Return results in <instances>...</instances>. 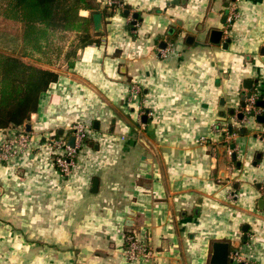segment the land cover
I'll list each match as a JSON object with an SVG mask.
<instances>
[{
    "label": "crops",
    "instance_id": "1",
    "mask_svg": "<svg viewBox=\"0 0 264 264\" xmlns=\"http://www.w3.org/2000/svg\"><path fill=\"white\" fill-rule=\"evenodd\" d=\"M121 1L123 12H102L103 42L80 48L42 93L31 148L0 163V264H213L215 240L230 242L229 264H264V122L237 116L245 78L264 93V0ZM79 120L91 127L63 175L44 142ZM218 122L232 125L229 139ZM20 127L0 128V143ZM128 232L147 236L152 260L126 258Z\"/></svg>",
    "mask_w": 264,
    "mask_h": 264
},
{
    "label": "trees",
    "instance_id": "2",
    "mask_svg": "<svg viewBox=\"0 0 264 264\" xmlns=\"http://www.w3.org/2000/svg\"><path fill=\"white\" fill-rule=\"evenodd\" d=\"M108 7L97 0H0V15L21 24L20 35H13V47L0 48V128L28 122L42 93L61 75L60 67L51 62L32 59L34 53L46 54L55 33L73 31L65 58L68 67L74 66L80 48L103 42L102 32L92 31L93 13H107ZM128 7L123 4L121 11ZM82 8L91 13L81 14Z\"/></svg>",
    "mask_w": 264,
    "mask_h": 264
},
{
    "label": "built area",
    "instance_id": "3",
    "mask_svg": "<svg viewBox=\"0 0 264 264\" xmlns=\"http://www.w3.org/2000/svg\"><path fill=\"white\" fill-rule=\"evenodd\" d=\"M109 4L116 6H122L121 0H108ZM238 15L237 6L233 2L230 6V19L233 20ZM134 19V18H132ZM163 54L167 55L166 47L162 49ZM141 88L138 84H133L129 92V96L132 98L139 97ZM264 100V93L259 88H252V90L246 92L245 105L242 107L244 116L242 121L257 119L258 115L264 114V104L260 105L258 102ZM70 130L67 135L52 134L47 137L44 142L46 149L49 151L53 163L57 170L63 175H68L77 165V158L79 151L84 147L86 138L89 133L91 124L86 121H75L70 126ZM218 130L225 133L226 138L232 131H230L228 122H218L216 124ZM73 135L75 137L74 144L69 142V137ZM33 138L31 132L26 129L22 124L19 129L6 135L0 143V163L7 162L10 159L17 157L31 148ZM232 152V151H231ZM236 191L231 192V196H235ZM125 256L129 260L146 261L152 260L154 256V249L148 241L147 236L141 237L136 232H128L125 236ZM234 257L238 260L240 255L238 251L233 253ZM241 262V261H240Z\"/></svg>",
    "mask_w": 264,
    "mask_h": 264
},
{
    "label": "water",
    "instance_id": "4",
    "mask_svg": "<svg viewBox=\"0 0 264 264\" xmlns=\"http://www.w3.org/2000/svg\"><path fill=\"white\" fill-rule=\"evenodd\" d=\"M110 12L112 11V7H109L108 9ZM126 13H129V10H126ZM133 23L137 22V18H138V12H134L133 13ZM93 20H94V30L96 32H103L104 30V25H103V13L101 11L95 12L93 13ZM222 37H223V29L220 28H213L211 29V33H210V41L213 43H220L222 41ZM229 43V40L226 39L223 44L225 46H227ZM167 44L166 40H162L160 43V46L162 48H164ZM256 81V79H252V78H245L243 80V94H242V105H245V96H246V89H251L253 86V83ZM260 105L264 104V100H260L258 102ZM231 113L234 114L235 113V109H231ZM144 116V121L146 120L145 116ZM238 118L242 119L244 116V112L241 111L240 113H237ZM257 120L260 122H264V114L258 115L257 116ZM98 121H95V124L97 125ZM26 129L27 130H31V123H26ZM232 125H230V131H232ZM242 131H245V128L242 129ZM74 139L75 137L73 135H71L69 137V142L71 144H74ZM231 148L235 147V143H232L230 145ZM231 156L232 159H237V151L234 149L231 152ZM263 156V151H258L256 154V157L258 159H261ZM217 157H218V169H219V176L220 177H225L226 176V172H227V165H228V158H229V154H228V145L226 143H222L218 145V150H217ZM240 164V162H239ZM254 165L257 164V161H254L253 163ZM98 183H99V178L95 177L94 181H93V186L94 189L97 190L98 187ZM238 183H236L235 188H237ZM258 188H264V184L257 183ZM264 195V192H263ZM264 202V197L259 199V203ZM127 223L128 224H132L133 221L131 219H127ZM247 227H244V229H246ZM230 254H231V250H230V242L226 241V240H215L213 242V253H212V257H211V263L213 264H229L230 261H232V259L230 258Z\"/></svg>",
    "mask_w": 264,
    "mask_h": 264
},
{
    "label": "rangeland",
    "instance_id": "5",
    "mask_svg": "<svg viewBox=\"0 0 264 264\" xmlns=\"http://www.w3.org/2000/svg\"><path fill=\"white\" fill-rule=\"evenodd\" d=\"M101 1L102 0H100V2ZM104 5L112 7V11L114 10L113 5L109 4L108 0L104 2ZM20 31L21 24L19 22L8 20L0 15V48L8 50L11 49L15 43L13 35H20ZM73 37V31L55 33L53 42L50 45L51 48L47 50L46 54L37 55L34 53L32 59H40L42 62H51L55 67L67 70L68 63L65 58V52L71 48V41L73 40ZM223 134L225 135L224 132Z\"/></svg>",
    "mask_w": 264,
    "mask_h": 264
}]
</instances>
